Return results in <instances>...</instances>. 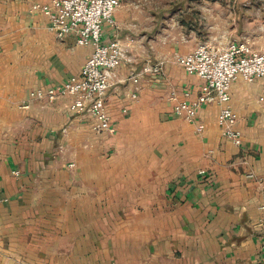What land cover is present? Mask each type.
I'll return each instance as SVG.
<instances>
[{
    "label": "crops",
    "instance_id": "0c3cea01",
    "mask_svg": "<svg viewBox=\"0 0 264 264\" xmlns=\"http://www.w3.org/2000/svg\"><path fill=\"white\" fill-rule=\"evenodd\" d=\"M36 1L46 0H0V264H264V76L232 82L239 145L222 135L215 98L197 130L168 96L199 92L202 79L174 55L201 40L172 38L126 0L103 26L126 58L106 96L115 130L98 133L66 111L68 97L28 98L91 51L73 32L58 38ZM252 23L236 42L263 50L264 11ZM157 62L137 85L128 78Z\"/></svg>",
    "mask_w": 264,
    "mask_h": 264
},
{
    "label": "built area",
    "instance_id": "2783aa9c",
    "mask_svg": "<svg viewBox=\"0 0 264 264\" xmlns=\"http://www.w3.org/2000/svg\"><path fill=\"white\" fill-rule=\"evenodd\" d=\"M121 2L122 0H46L32 4L33 9L46 16L50 28L58 38L73 32L77 44L91 46V51L77 73L60 84L30 88L29 99L51 102L59 96L68 97L65 109L69 114L88 120L95 132H114L106 96L115 77L116 67L126 58V48L116 35L104 40L103 26L116 25L113 13ZM174 59L187 73L199 76L202 84L194 97L186 90L183 97L178 98L172 91L168 97L175 101L173 111L186 121L195 123L200 131L204 125L197 119L198 110L204 102L215 98L220 106L217 123L222 135L239 145L241 132L235 126L237 114L230 105L232 82L238 76L249 82L264 76V49L253 50L246 42L235 40L220 47L205 40L186 53L175 54ZM161 70V62H157L145 65L138 71L132 69L128 78L137 85L142 73ZM130 97H137L136 89L130 93ZM198 172L204 174L205 170L201 168Z\"/></svg>",
    "mask_w": 264,
    "mask_h": 264
},
{
    "label": "rangeland",
    "instance_id": "374dc122",
    "mask_svg": "<svg viewBox=\"0 0 264 264\" xmlns=\"http://www.w3.org/2000/svg\"><path fill=\"white\" fill-rule=\"evenodd\" d=\"M131 1L135 7L143 6L154 12L158 26L164 25L169 30L166 34L172 38L181 34L196 35L201 41L209 40L220 47L232 40H246L237 35L255 29L256 25L251 22L253 18H261L264 11L260 0Z\"/></svg>",
    "mask_w": 264,
    "mask_h": 264
}]
</instances>
